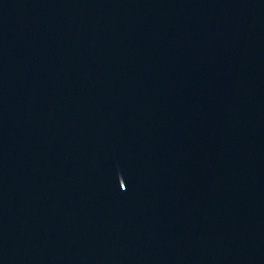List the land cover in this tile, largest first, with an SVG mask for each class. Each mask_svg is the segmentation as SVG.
Masks as SVG:
<instances>
[{
	"label": "water",
	"instance_id": "1",
	"mask_svg": "<svg viewBox=\"0 0 264 264\" xmlns=\"http://www.w3.org/2000/svg\"><path fill=\"white\" fill-rule=\"evenodd\" d=\"M0 264H264V0H0Z\"/></svg>",
	"mask_w": 264,
	"mask_h": 264
},
{
	"label": "snow or ice",
	"instance_id": "2",
	"mask_svg": "<svg viewBox=\"0 0 264 264\" xmlns=\"http://www.w3.org/2000/svg\"><path fill=\"white\" fill-rule=\"evenodd\" d=\"M119 187H120L121 189H124V188H125V184L122 183L121 185H119Z\"/></svg>",
	"mask_w": 264,
	"mask_h": 264
}]
</instances>
